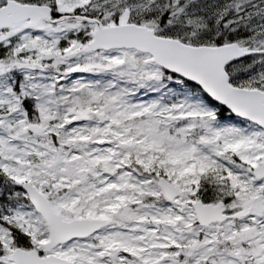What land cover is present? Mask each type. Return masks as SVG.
Returning a JSON list of instances; mask_svg holds the SVG:
<instances>
[{
    "label": "snow or ice",
    "instance_id": "snow-or-ice-1",
    "mask_svg": "<svg viewBox=\"0 0 264 264\" xmlns=\"http://www.w3.org/2000/svg\"><path fill=\"white\" fill-rule=\"evenodd\" d=\"M0 264H264V0H0Z\"/></svg>",
    "mask_w": 264,
    "mask_h": 264
}]
</instances>
